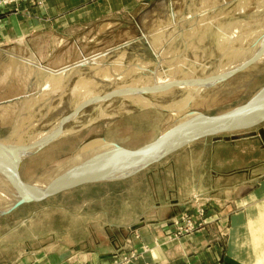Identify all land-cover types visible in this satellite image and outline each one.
<instances>
[{
  "label": "rangeland",
  "instance_id": "374dc122",
  "mask_svg": "<svg viewBox=\"0 0 264 264\" xmlns=\"http://www.w3.org/2000/svg\"><path fill=\"white\" fill-rule=\"evenodd\" d=\"M204 1L0 0V152L11 156L0 177L7 181L15 163V178L27 185L21 189L35 188L7 200L14 187L0 184V264L46 250L106 253L109 245L116 250L102 264L124 256L138 264L147 246L118 248L130 221L139 225L155 208L184 203L165 236L178 242L209 226L211 204L226 199L224 209L250 220L236 256L264 264V116L246 113L264 94V0ZM237 21L249 25L238 34H254L229 43L239 51L221 54L217 37ZM82 78L94 87L79 102ZM156 80L159 87L136 95L149 104L120 94ZM257 106L264 110V95ZM249 119L259 121L243 123ZM175 138L180 148L134 159L139 169L124 173L130 156L170 139L171 148ZM122 151L113 174L84 180L100 158ZM54 177L79 183L60 187L49 183Z\"/></svg>",
  "mask_w": 264,
  "mask_h": 264
},
{
  "label": "crops",
  "instance_id": "0c3cea01",
  "mask_svg": "<svg viewBox=\"0 0 264 264\" xmlns=\"http://www.w3.org/2000/svg\"><path fill=\"white\" fill-rule=\"evenodd\" d=\"M229 201L228 199L215 200L211 204L212 213L216 210L222 213L217 215L208 213L211 221L209 226L186 235L178 242H165V236L171 233L170 224L181 212L180 205L184 203L172 204L173 207L169 204L167 207L155 208L144 216V223L138 225L136 223L139 220H132L127 224L130 228L125 232V239L130 244H126L127 240L124 244V239L118 248L124 245L125 249L129 247L139 252L142 246H147L149 250L143 253L138 264H243L239 256H236L239 251L235 249V246L239 250L242 249L239 243L245 236V224L250 220L249 216L240 215V213L231 215L226 210L230 206ZM252 222L256 220L253 219ZM215 223H217L216 226ZM229 223L230 226L232 225L230 228ZM108 248L110 252L106 253H102V250L89 253L76 251L72 254H64L56 250L38 251L27 257L21 256L18 264H71L73 262L102 264L109 261L116 250L112 251L114 247L111 245Z\"/></svg>",
  "mask_w": 264,
  "mask_h": 264
},
{
  "label": "bare ground",
  "instance_id": "6f19581e",
  "mask_svg": "<svg viewBox=\"0 0 264 264\" xmlns=\"http://www.w3.org/2000/svg\"><path fill=\"white\" fill-rule=\"evenodd\" d=\"M213 1H216V0H213ZM247 1V0H246ZM205 2V4H206V2H207V0H205L204 1ZM242 5V4H241ZM264 20V19H263ZM247 26H249L246 22H244V21H237V22H235L234 24H232V25H229V27H225L224 28V30H221V32H220V34H219V36L217 37V45H219V47H220V53L221 54H225L226 52H228V51H239V49H241V47H237V48H231V45L229 44L231 41H236V42H239V43H241V42H244V40L246 41L247 40V38H249L250 37V34L251 33H249V32H243L246 28H247ZM239 30H243L242 32H241V34H238L237 33V31H239ZM236 31V32H235ZM258 33H260V32H258ZM253 34L254 33H252L251 35L253 36ZM257 36V35H256ZM255 37V36H254ZM249 39H251V37L249 38ZM248 39V40H249ZM255 40V39H254ZM161 41V40H160ZM160 41H159V38L158 37H156V39H155V41L153 42L154 44H153V47H154V50H155V54H158V56H159V54L161 53V51H162V45H161V43H160ZM259 42V41H258ZM231 44H232V42H231ZM234 45V44H233ZM239 46H241V44L239 45ZM262 46V45H261ZM264 49H261V51L262 52H264L263 51ZM259 51V53L261 54V52H260V50H258ZM163 55V54H162ZM258 56V55H257ZM260 57L262 56V54L261 55H259ZM161 59V58H160ZM224 59V58H223ZM233 60V59H232ZM118 63V62H117ZM86 63L85 62H79V65L81 66V65H85ZM101 64V63H100ZM102 65V64H101ZM176 68V67H175ZM144 70V69H143ZM63 71H64V69H62V71H61V73H60V76H55V77H52L53 79V81H54V83L56 82V81H61V78L63 77ZM135 71V70H134ZM176 72H177V70L176 69H174V68H172V70H170V77H173V76H175V74H176ZM58 73V74H59ZM115 73V72H114ZM118 74V73H117ZM159 75H160V73H159ZM108 76V75H107ZM114 76V75H113ZM115 77V76H114ZM110 78V77H109ZM116 79V78H115ZM153 79V78H152ZM167 81L165 82L167 85L168 84H171L170 82H172V78H169V79H166ZM156 83V84H155ZM164 83V82H163ZM53 84V83H52ZM164 85V84H163ZM94 87V85H93V83H90L88 80L87 81H85L83 78L82 79H80V80H78V86H76L77 88H76V96L78 97V101L79 102H82L83 101V99H85L84 98V96H91L92 94H93V91H92V88L91 87ZM156 86H160V82H158L157 80L153 83V82H146V83H142L141 85H140V87L138 88V89H136L133 93H128V92H123V93H120V94H122L123 96H129L130 94H131V96L132 97H126L127 99H129V100H131V102L132 103H134V104H136L137 105V100H143L144 98H140V97H136V95H137V93H145V92H148V91H152V90H154L155 88H156ZM44 87H45V85H44ZM95 95V94H94ZM93 95V96H94ZM107 97V96H106ZM258 96H256V98H254L253 99V101H252V103H250V104H248V107H247V112L246 113H248V112H252V111H254V112H262L263 114H262V116H261V118L264 116V110H262V108H261V110H260V108H259V106H257V103L262 99V97H263V95H259V98H257ZM109 98V97H108ZM37 99H38V97H37ZM86 100V99H85ZM146 102H148V104L149 103H151V102H149V101H147L146 99H144ZM143 103H145V102H143ZM98 104V103H97ZM263 108H264V106H263ZM245 109H246V107L245 108H242V111L244 112L245 111ZM179 113L178 112H176V113H173L172 115L174 116V118H177L176 117V115L177 116H180V115H178ZM201 117H203V116H201ZM246 118V117H245ZM261 118H259V120L261 119ZM178 119V118H177ZM243 119V118H242ZM257 119V118H256ZM251 120V119H249V120H246L245 122H243V123H248V124H255L256 122H258L259 120ZM210 122L208 121L205 125H208ZM234 123V122H233ZM234 125V124H233ZM229 126H230V124H229ZM217 130H219V128H216ZM223 129V128H222ZM203 134V133H202ZM191 138V139H190ZM190 138H188V139H186V140H189L190 139V141L191 140H193V138H195V135H192ZM171 140V139H170ZM170 140H168L167 142H159V144L160 145H158L157 146V148H155L154 150L153 149H151L148 153H144L145 152V150H143V151H140L139 153H138V155H136V156H133L132 158H131V156H130V161L128 162V165L124 168V170H125V172L124 173H126V171L127 170H130V171H134V169H139V167H135V166H133V165H135V163L133 164V165H131V163L133 162V160L134 159H136L137 160V158H138V160H139V158H141V157H144V156H147V157H149V158H151V157H153V156H155V154L157 153V154H159V153H168V152H170V151H173V150H175L176 148H180L181 147V145H180V143L178 142V138H175V139H173L174 140V145L170 148V146H169V141ZM182 143H184V142H182ZM157 144H158V142H157ZM106 150H113V151H116L117 149L113 146V145H111V144H107V143H102L101 144ZM163 145H166V146H163ZM178 145H180V146H178ZM183 146V145H182ZM165 150H168V151H165ZM28 151H31L30 149H28L26 152H28ZM26 152H25V154H26ZM123 153H118L117 155H104L102 158H100V162H99V164L98 165H100V166H98L96 169L97 170H95V173H92V174H90V176H86L85 177V179L84 180H88L89 178H92V179H98L99 178V176L100 177H102V176H107V177H109L110 176V174H113L114 173V171H113V168H112V165L113 164H115L116 163V161H118V162H120V160L122 159L123 160V158H124V156L126 157L127 155H125L126 153H125V151H122ZM3 152L1 151L0 152V170L2 169V168H6V167H9V161H7V162H5V163H3L2 162V159L6 156L7 158H10L11 156H10V154L8 153V152H5L4 151V153H5V156H4V154H2ZM154 154V155H153ZM153 155V156H152ZM5 157V158H6ZM129 157V156H128ZM13 158V157H12ZM10 160V159H9ZM150 160V159H149ZM122 163V162H121ZM117 164V163H116ZM118 165V164H117ZM120 166V165H119ZM115 167V166H114ZM135 167V168H134ZM16 168H17V164H15V163H13V166H12V168H11V170H10V172L8 173V175H7V181L6 180H3L1 177H0V184L1 183H3V184H5V185H7V183L8 184H10L12 187H14V188H12V189H10V191H7V194H6V198L9 196L10 198H14V197H17V196H20V195H23L24 193H25V191L27 190V191H34L35 190V188H30V189H21V187L22 188H25V186H27L26 184H21L20 182H18L17 181V179L15 178V171H16ZM117 168V167H116ZM120 168H122V167H120ZM123 169V168H122ZM116 170V169H115ZM122 171V170H121ZM118 174H121V172L120 173H118ZM103 178V177H102ZM54 179L55 180H49V183H51V182H55V184L56 185H58V186H60V187H64L63 185H70V184H73V183H75V182H78V181H74V182H64V181H60V179H58V178H55L54 177ZM41 180H44V178H41V179H39V180H37L35 183V185H38V183L41 181ZM83 181V180H82ZM79 183V182H78ZM9 185V186H10ZM21 185V186H20ZM23 185V186H22ZM43 185H49L50 186V184H43ZM39 187H42V185L41 184H39L38 185ZM20 187V188H19ZM30 186H28V188H29ZM24 190V192L21 194L18 190ZM54 190V189H53ZM26 191V192H27ZM34 194V193H33ZM33 194H31L30 196H33ZM36 194V193H35ZM34 194V195H35ZM8 197V198H9ZM26 197H29V195L28 196H26ZM26 197H19L18 199H17V201H22V200H25L26 199ZM8 198H7V200H8ZM9 198V199H10ZM1 199V198H0ZM4 200H5V198H4ZM4 200H1V201H4ZM11 201V200H10ZM9 201V202H10ZM16 201V202H17ZM8 202V203H9ZM13 204V203H12ZM8 205V204H7Z\"/></svg>",
  "mask_w": 264,
  "mask_h": 264
},
{
  "label": "built area",
  "instance_id": "2783aa9c",
  "mask_svg": "<svg viewBox=\"0 0 264 264\" xmlns=\"http://www.w3.org/2000/svg\"><path fill=\"white\" fill-rule=\"evenodd\" d=\"M181 222L184 223L186 225V227H187V223L190 225L189 228H193L194 227L193 229H190V230H194L197 227V223H195L193 221V224H192L191 221L186 220L185 218H181ZM176 226H178L177 223H176ZM190 230L188 229V231H190ZM132 257L133 256H128V257L127 256H124L123 258H120V259L115 260L112 264H130Z\"/></svg>",
  "mask_w": 264,
  "mask_h": 264
},
{
  "label": "water",
  "instance_id": "95a60500",
  "mask_svg": "<svg viewBox=\"0 0 264 264\" xmlns=\"http://www.w3.org/2000/svg\"><path fill=\"white\" fill-rule=\"evenodd\" d=\"M264 95V94H263ZM95 182H97V181H102L101 179L100 180H94ZM78 184V183H77ZM60 190V189H59ZM44 193L46 194V192L44 191Z\"/></svg>",
  "mask_w": 264,
  "mask_h": 264
}]
</instances>
